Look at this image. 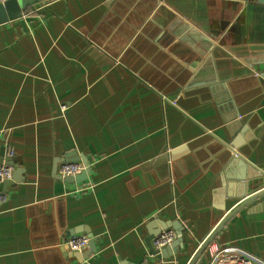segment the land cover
Wrapping results in <instances>:
<instances>
[{"label": "crops", "instance_id": "0c3cea01", "mask_svg": "<svg viewBox=\"0 0 264 264\" xmlns=\"http://www.w3.org/2000/svg\"><path fill=\"white\" fill-rule=\"evenodd\" d=\"M171 13L219 47L240 46L254 74L175 37ZM263 71L257 0H47L0 25V149L20 169L4 192L0 182V264H188L241 196L264 187ZM199 137L210 140L190 147ZM70 151L87 159L86 181L59 175ZM256 203L200 264L223 246L214 264L264 262V197ZM151 219L178 220L183 247L151 251ZM76 234L97 238L80 261L63 244Z\"/></svg>", "mask_w": 264, "mask_h": 264}, {"label": "water", "instance_id": "95a60500", "mask_svg": "<svg viewBox=\"0 0 264 264\" xmlns=\"http://www.w3.org/2000/svg\"><path fill=\"white\" fill-rule=\"evenodd\" d=\"M47 0H7L3 4H0V25L8 23L10 21H14L18 18H20L30 7L37 5L41 2H44ZM260 4L264 6V0H257ZM169 21V28L173 31V34L175 37L183 36L181 37V40L184 42H196L200 45V47L203 49L202 52H213L215 54L216 51H220L228 56H233L229 60V62L232 64V68L234 69V75L238 76H246V75H253L254 69L253 67H248L247 65H244L241 61L238 60V57H240L243 54H240L237 50L240 48V46H224L219 47L218 45H215L213 41H211L207 36L203 35L200 31L197 29H194L191 25L188 23L182 22L180 17H176L173 13H171V18L167 19ZM185 34V35H184ZM174 38L170 36L168 39L165 38H158L155 40L156 44L160 43L162 44H168L171 41H173ZM190 40V41H189ZM256 54V51H253L251 54H246L245 56L252 55L254 56ZM226 60V59H225ZM118 61H122L121 57L118 58ZM127 64V63H126ZM257 77V75H255ZM260 76L264 77V71L260 73ZM163 100L169 101L167 97L162 96ZM188 120H191L190 117H187ZM203 128L201 127L200 130ZM204 130V129H203ZM201 133V132H200ZM205 133V131H204ZM205 140H210L206 137H199L196 141H193V143L190 145V147H193L196 143ZM188 143L187 145H189ZM186 145V146H187ZM193 145V146H192ZM234 143L229 146L230 148H234ZM186 146L182 148L172 149L168 154L164 155L165 161L174 160L179 155L180 151L183 149H186ZM220 147H223L221 144L220 146L217 143H213L209 149H211V152L216 151ZM231 151V149H228ZM229 151V152H230ZM63 161H81L84 165V170L76 175V176H65L63 177L64 181L69 183H80L82 181H86L88 178V175L90 173L89 169V163L87 159L83 155H78L76 151H70L67 155H65ZM5 163L7 165H10L14 168V174H12L11 179H4L0 180L3 186L2 192H4V188H6L8 185L17 182V178L13 175L16 173H19L20 169H18V166L13 163L12 157L10 155V151L6 149L5 147L0 149V164ZM248 162V161H247ZM251 167L258 171L256 167L251 165ZM55 169V167H54ZM17 171V172H15ZM264 197V187L257 191H252L249 193H246L241 196V200L236 203L222 218L221 220L215 225V227L208 233V235L202 240L196 251L194 252L193 256L191 257L188 264H200L202 257L204 255L205 250L209 246V244L214 241V239L217 237V235L220 233V231L223 229V227L232 219L238 212L243 210L244 208L248 206H253L251 209H249L248 212H251L256 209H260L261 203H256L257 200ZM152 227L155 228V231H152ZM147 228L150 232V236L148 238V243L150 246L151 251L155 252V254H158L162 257H168L174 254L178 247H183V239L184 236H187V228L183 227L181 223L178 220L173 221H161L159 219H151L148 222ZM172 228L175 231L176 237L173 240V242L166 246L159 251L154 250L151 246V240L162 230ZM76 232L79 230H75ZM90 238L88 242V250L83 253L78 252H72L79 261L86 259L91 254L96 252L95 248V241L97 240L96 237H94L92 234H87Z\"/></svg>", "mask_w": 264, "mask_h": 264}, {"label": "built area", "instance_id": "2783aa9c", "mask_svg": "<svg viewBox=\"0 0 264 264\" xmlns=\"http://www.w3.org/2000/svg\"><path fill=\"white\" fill-rule=\"evenodd\" d=\"M7 0H0V4H3ZM64 105H62V108ZM84 170V165L80 161H64L58 167V173L61 177L65 176H76L81 171ZM13 168L10 165L5 163L0 164V180L10 179L12 176ZM86 189V187L82 188ZM176 234L172 228L162 229L152 240L151 246L153 249L159 251L160 249L169 246L173 240L175 239ZM90 238L86 234H76L70 236L66 241H64V245L67 246L71 251H83L88 246ZM232 250V247L226 246L222 248H218L214 250V254L212 256L211 264L218 262L220 259L225 258L228 253ZM236 251V250H235ZM241 252V251H240ZM254 260L258 264H264L263 261L256 259Z\"/></svg>", "mask_w": 264, "mask_h": 264}, {"label": "rangeland", "instance_id": "374dc122", "mask_svg": "<svg viewBox=\"0 0 264 264\" xmlns=\"http://www.w3.org/2000/svg\"><path fill=\"white\" fill-rule=\"evenodd\" d=\"M210 245V244H209ZM223 247H226V246H223ZM208 248V247H207ZM222 248V247H221ZM214 252H212V256H213Z\"/></svg>", "mask_w": 264, "mask_h": 264}]
</instances>
